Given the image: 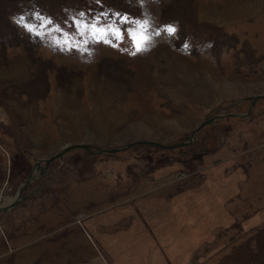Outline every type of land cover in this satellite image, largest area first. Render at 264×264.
I'll use <instances>...</instances> for the list:
<instances>
[{
  "label": "rangeland",
  "instance_id": "rangeland-1",
  "mask_svg": "<svg viewBox=\"0 0 264 264\" xmlns=\"http://www.w3.org/2000/svg\"><path fill=\"white\" fill-rule=\"evenodd\" d=\"M145 9L0 0V264H264V0Z\"/></svg>",
  "mask_w": 264,
  "mask_h": 264
},
{
  "label": "water",
  "instance_id": "water-1",
  "mask_svg": "<svg viewBox=\"0 0 264 264\" xmlns=\"http://www.w3.org/2000/svg\"><path fill=\"white\" fill-rule=\"evenodd\" d=\"M262 96H264V94H262ZM257 98H258L257 96H254L252 100L255 101ZM230 114H234V115H243V114H237V113H230ZM221 116H223V115H220L219 117H221ZM217 118H218L217 116H214V117H210V118H208V119L203 120V121H202L200 124H198L197 127L193 130L191 136H194L193 133H194L196 130L200 129L203 125H205V124L208 123V122H212V121H214V120L217 119ZM189 142H190L189 140H184V141L176 142V143H173V144H167V145H164V146H166V147L179 146V145L187 144V143H189ZM147 143H149V142H147ZM130 144H131V143H129L128 145H130ZM90 146H91V145L88 144V143H73V144H70V145L66 146V148L63 149V150H62L61 152H59V153L62 154V153L65 152L66 150H69V149H71V148H75V147L85 148L86 150H89V151H92V152H93V150H91V147H90ZM100 150H101V148H100ZM50 161H51V158H47L46 161H45V164H44L43 166L41 165L40 162H36V166H37L38 168H41V172H44L45 169H47V167L49 166ZM35 177H36V175H34V174L31 172V173L27 176V178H25V180L23 181L22 185H21L20 188H19V192L22 191L23 186H24L25 184H27L30 180H32V179L35 178ZM20 194H22V193H19V195H20ZM19 195H17V197H15V198H14L13 200H11L10 202H8V203H6V204H4V205H1V206H0V212L6 210V209H8V208H12V207L16 206L20 201H22V200H24V199H27V198L29 197V195H25V194L23 195V194H22V198H21V197H18Z\"/></svg>",
  "mask_w": 264,
  "mask_h": 264
},
{
  "label": "clouds",
  "instance_id": "clouds-1",
  "mask_svg": "<svg viewBox=\"0 0 264 264\" xmlns=\"http://www.w3.org/2000/svg\"><path fill=\"white\" fill-rule=\"evenodd\" d=\"M149 2V0H137V4L142 8V9H145V5ZM152 3H155L157 5L160 4L161 0H151ZM145 14L148 15L149 19H145L142 23H139V27L141 29V32L140 34L137 36L136 38V42L137 43H142V47L140 48V50H137V47L135 45V51H133L131 53V55L135 56L137 54V52H141V51H149L150 48L149 46L146 44L147 41L150 40V36L148 35H144V30H146V28L148 27V25L150 24L151 22V14L147 12V10L145 9ZM13 20V22H15V17H12L11 18ZM176 23V29L178 30L179 28V23L178 22H175ZM168 28V27H167ZM157 35H159V33L157 32ZM145 37L147 38L146 39V42H145ZM208 46L210 47L211 46V42H208Z\"/></svg>",
  "mask_w": 264,
  "mask_h": 264
},
{
  "label": "crops",
  "instance_id": "crops-1",
  "mask_svg": "<svg viewBox=\"0 0 264 264\" xmlns=\"http://www.w3.org/2000/svg\"><path fill=\"white\" fill-rule=\"evenodd\" d=\"M165 189V188H164ZM196 189H193V188H190V189H187L185 191H183V193L186 195V197L189 199L191 194L195 192ZM169 195V197L172 198V204L174 203L175 199L177 198L178 195H181V193H179L178 195H175V194H166V195H160L159 198L162 199L163 201L165 200V196ZM175 196V197H174ZM195 200V199H194ZM163 205V203H162ZM164 206V205H163ZM171 215H172V218L175 217V219L179 222L178 218L183 215L184 216V213L182 211H178V212H171ZM194 234V233H193ZM182 258H185V255L182 257ZM181 260V259H180ZM180 263V262H178Z\"/></svg>",
  "mask_w": 264,
  "mask_h": 264
},
{
  "label": "snow or ice",
  "instance_id": "snow-or-ice-1",
  "mask_svg": "<svg viewBox=\"0 0 264 264\" xmlns=\"http://www.w3.org/2000/svg\"><path fill=\"white\" fill-rule=\"evenodd\" d=\"M166 30H167V32H168L169 34L175 32V29H174L173 27H171V26H169ZM92 32H93V35H96V33L99 32V33L101 34V36H102L104 30H103V29H97L95 26H93ZM117 35H118V33H117ZM134 37H135V34H134ZM97 38L99 39L100 37L98 36ZM146 39H147V38L145 37V42H146ZM65 43H67V41H65ZM135 45H136V47H137V50H140V48L142 47V43H137V42H136V39H135Z\"/></svg>",
  "mask_w": 264,
  "mask_h": 264
},
{
  "label": "bare ground",
  "instance_id": "bare-ground-1",
  "mask_svg": "<svg viewBox=\"0 0 264 264\" xmlns=\"http://www.w3.org/2000/svg\"><path fill=\"white\" fill-rule=\"evenodd\" d=\"M24 195V194H23ZM16 197V196H15ZM18 197H21L22 198V194H20ZM14 199V198H13ZM19 204V203H18Z\"/></svg>",
  "mask_w": 264,
  "mask_h": 264
}]
</instances>
